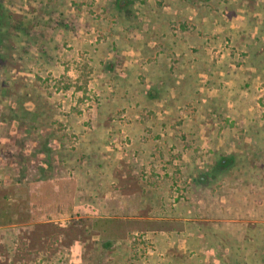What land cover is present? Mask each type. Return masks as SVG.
Segmentation results:
<instances>
[{"label":"trees","instance_id":"1","mask_svg":"<svg viewBox=\"0 0 264 264\" xmlns=\"http://www.w3.org/2000/svg\"><path fill=\"white\" fill-rule=\"evenodd\" d=\"M99 2L113 20L109 36L91 45L90 85L86 80L70 97L62 92L67 85L58 90L41 75L56 49L42 45L37 55L29 54L21 45L28 28L1 9L0 124L24 126L41 162L31 189L22 183L24 169L12 184L0 183V227H8L0 264H79L80 258H68L76 243L83 248L81 263L84 253L100 250L103 264H216L205 261L203 247L213 251L217 264L264 263V119L247 118L236 138L228 135L217 146L221 123L231 113L219 96L199 92L201 75L213 85L234 79L231 67L245 70L243 87L264 83V0ZM43 5L57 10L66 1ZM237 9L245 25L238 41L221 23ZM253 9L262 16L258 24L248 14ZM215 22L227 27L230 50L221 59L206 51L216 39ZM131 30L141 38H126ZM128 48L139 58L119 73L114 56ZM23 58L36 66L31 83L8 73L34 72L18 69ZM41 83L50 90L40 91ZM89 109L92 121L83 119ZM202 123L215 129L206 150ZM231 144L239 151H225ZM61 171L65 176L55 177ZM113 192L139 199L132 216L103 214L102 199ZM207 192L219 197L213 218L203 217L199 204ZM179 240L184 250L177 248Z\"/></svg>","mask_w":264,"mask_h":264},{"label":"rangeland","instance_id":"2","mask_svg":"<svg viewBox=\"0 0 264 264\" xmlns=\"http://www.w3.org/2000/svg\"><path fill=\"white\" fill-rule=\"evenodd\" d=\"M65 1V8H57V10L54 8L49 10V6L43 5V0H4L3 7L10 12L16 21L19 20L21 25H26L28 28L27 37L22 39L21 45L25 47L24 49L29 54L37 55L42 45L49 51L56 49V58L51 60L49 62L50 64L44 63L43 66H41L44 70V72L41 71V75L45 78L44 81L46 82V76L51 83L56 82L58 90L64 89L62 88L63 85H67L69 89L62 92L66 93L65 97H70L75 87H79L80 89L85 87L86 80L89 79V83L87 82L86 84L88 86L90 85V79L93 74L92 70L89 69L91 67V62L89 61L92 53L91 45L107 41L109 28L112 26L113 20L110 15H106L99 7V3H101L99 2L100 0ZM73 1L75 4H73ZM97 3L98 6L95 5ZM61 11L62 14L59 13ZM242 13H244L242 9H237L234 16L224 19L221 22L226 25L228 24V27L233 30L234 33L232 37L237 34V41L241 38L239 37L241 34L239 33L240 30H243L245 26L243 22H241L243 18ZM248 14L254 17L255 23H260L262 16L256 9L248 12ZM226 28L227 27L220 25L219 22H215L212 35H216V39L206 48L209 54L217 56L220 59L227 57L230 50L226 43L227 40L225 41L226 36L224 32ZM247 30L249 31L248 28ZM125 36L126 38L132 39L141 38V34L138 30L128 31ZM110 57H113V54ZM114 57L116 71L120 73L128 63L135 62L139 58V52L133 48L123 49L120 53L115 54ZM24 63L25 65L20 64L18 69H24V67L26 69L31 68L34 69V72L27 73L11 68L8 73L14 78L21 79L22 82L31 83L33 79L36 80V66L26 62V59H24ZM231 69L234 70L235 73H231L229 77L234 79L227 80L226 78L224 81L218 80L214 82L213 85H211V81H207L204 75L200 76L202 79L199 88L200 94L208 97L219 96V99L224 101L227 105L226 107L229 109L228 113H231L225 118L227 121L221 123L224 125V131L219 133V135L223 136L219 139L217 146H223V141H226L228 135L236 138L241 123L243 124L244 120H247V118L264 119V83L256 81L250 88L247 86L243 87L242 85L246 83V78L248 77L247 74L243 72L245 70H243V68L236 69L235 67H231ZM4 74L5 71L0 68V81L3 79ZM53 79L55 80L52 81ZM49 88L51 87H48V84L41 83L38 89L45 92L49 91ZM52 89H55V87H52ZM25 90L26 88H23V91ZM10 99H12V105H15V98L12 97ZM4 102L7 103L8 100ZM32 106L31 102H24L25 108L31 109ZM233 106L234 109L231 111ZM244 112L245 114H243ZM83 119L92 121L94 119V111L92 109L85 111L83 113ZM227 124L230 126H227ZM226 128L230 131H227ZM198 130L201 139V147L206 150L209 144L208 133H213L215 129L210 124L202 123L199 125ZM245 141H248V138H246ZM34 147V137L32 134L25 132L24 126L17 127L15 123L0 124V183L2 186L12 184L13 180L17 178V175L21 173L23 169L25 171V176L22 179V183L29 189L35 186L37 167L41 162V158L34 155ZM237 150L238 149L231 144L225 151L230 152ZM54 174L55 177L65 176L62 171L54 172ZM223 190L228 191V188L224 186ZM201 199L199 204L200 208L204 211L203 217H215L219 197L212 196L207 192L205 197ZM102 203L105 204L103 210L104 215L130 217L135 213V208L138 206L139 199L135 195H120L113 192L107 194L102 199ZM165 228L171 229L168 225ZM173 228L176 229L174 226ZM7 230L8 227H0V243L3 237H5V232ZM177 248L179 250H184V241L179 240L177 242ZM82 249V245L79 243H76L75 247L71 248L68 253V258L71 263H75L79 258V264L81 263L80 253ZM200 251L204 254L205 261H212L217 264L215 255L212 253L213 251H208L204 247L201 248ZM226 251L227 250L224 249L220 250V252L223 253L222 258H224V253H226ZM103 260L104 256L100 250H92L83 254L81 264H103Z\"/></svg>","mask_w":264,"mask_h":264},{"label":"flooded vegetation","instance_id":"3","mask_svg":"<svg viewBox=\"0 0 264 264\" xmlns=\"http://www.w3.org/2000/svg\"><path fill=\"white\" fill-rule=\"evenodd\" d=\"M3 1H4V0H0V12H1V9L3 8V6H4V5H3Z\"/></svg>","mask_w":264,"mask_h":264}]
</instances>
